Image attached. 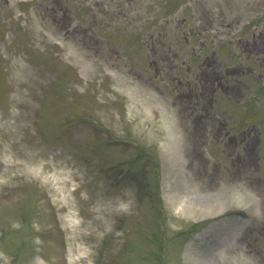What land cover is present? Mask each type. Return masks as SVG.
Masks as SVG:
<instances>
[{"label":"rangeland","instance_id":"obj_1","mask_svg":"<svg viewBox=\"0 0 264 264\" xmlns=\"http://www.w3.org/2000/svg\"><path fill=\"white\" fill-rule=\"evenodd\" d=\"M0 264H264V0H0Z\"/></svg>","mask_w":264,"mask_h":264},{"label":"bare ground","instance_id":"obj_2","mask_svg":"<svg viewBox=\"0 0 264 264\" xmlns=\"http://www.w3.org/2000/svg\"><path fill=\"white\" fill-rule=\"evenodd\" d=\"M8 165H11V166H14L15 163L13 161H7L6 162ZM16 176V175H15ZM82 257V255L80 253H77V256L74 258V262L77 261V260H80Z\"/></svg>","mask_w":264,"mask_h":264}]
</instances>
